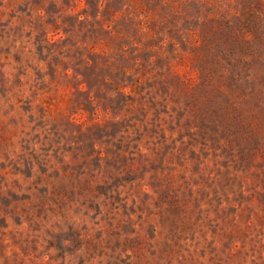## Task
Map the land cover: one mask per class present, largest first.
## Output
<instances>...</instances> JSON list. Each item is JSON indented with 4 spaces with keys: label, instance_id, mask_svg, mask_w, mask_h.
I'll list each match as a JSON object with an SVG mask.
<instances>
[{
    "label": "rangeland",
    "instance_id": "374dc122",
    "mask_svg": "<svg viewBox=\"0 0 264 264\" xmlns=\"http://www.w3.org/2000/svg\"><path fill=\"white\" fill-rule=\"evenodd\" d=\"M0 264H264V0H0Z\"/></svg>",
    "mask_w": 264,
    "mask_h": 264
}]
</instances>
